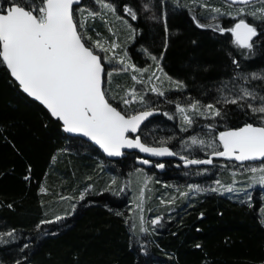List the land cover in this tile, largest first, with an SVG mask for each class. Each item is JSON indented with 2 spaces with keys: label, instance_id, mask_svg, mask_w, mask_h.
I'll use <instances>...</instances> for the list:
<instances>
[{
  "label": "trees",
  "instance_id": "1",
  "mask_svg": "<svg viewBox=\"0 0 264 264\" xmlns=\"http://www.w3.org/2000/svg\"><path fill=\"white\" fill-rule=\"evenodd\" d=\"M106 2L116 7V17L136 28L135 39L126 46L132 63L145 68L153 62L144 49L162 55L164 71L186 85L180 90L166 91V97L147 94L162 114L142 127L141 140L151 146H159L161 140H166V146L179 156L206 158L207 154L198 148L187 151L182 141L207 132L203 127L207 121L196 117L192 128L181 131L175 103L186 104L190 99L211 103L220 95L218 87L232 77L235 67L227 53L239 52L231 43L230 33L197 27L193 15L204 23L202 17L209 10L200 11V6H193L191 0H183L181 6L175 5L176 0ZM203 2L227 8L223 0ZM125 4L137 11V20L123 11ZM145 4L148 10L143 7ZM81 7L98 13L88 22L89 34L94 39L111 41L110 24L99 15L100 5L95 0H82ZM153 15L157 18L152 19ZM248 19L257 25L261 23ZM231 22L225 17L219 20L225 27L231 26ZM237 59L246 74L260 73L264 71V46L257 41L251 58L237 55ZM112 77L110 94L123 95L129 74L113 73ZM247 86L264 94V81L251 80ZM245 121L259 123L250 109L229 104L218 129L239 126ZM141 160L137 154H130L120 161H108L91 144L66 135L42 106L20 90L6 67L0 65V233L15 229L17 239L16 243H0V264H15L17 260L21 264H264L263 205L255 193L251 202L244 203L217 193L204 194L186 203V199H180L172 214H168V209L163 214L161 210L151 211L150 218L161 216L162 220L159 225L150 224L149 234L138 240L130 226L133 207L127 198L121 200L112 193H119L120 181L141 168ZM164 164L163 174L154 172L155 196L163 185L167 190L168 184L181 190L184 184L203 183L216 176L229 182L228 173L250 165L214 162L207 168L184 169L180 163ZM29 165L30 178L25 179L29 176ZM172 165L179 167L167 169ZM203 169H208L209 174ZM81 193L83 200L79 199ZM61 197L65 198L62 202ZM65 212L69 214L62 221L37 228L40 220ZM25 244L27 248L23 247ZM198 244L200 247H196Z\"/></svg>",
  "mask_w": 264,
  "mask_h": 264
},
{
  "label": "snow or ice",
  "instance_id": "2",
  "mask_svg": "<svg viewBox=\"0 0 264 264\" xmlns=\"http://www.w3.org/2000/svg\"><path fill=\"white\" fill-rule=\"evenodd\" d=\"M95 2L104 10L101 13L102 18L108 12L115 14L117 11L106 0ZM176 3L181 6L180 0H176ZM193 3L208 9L210 18L216 21L214 24H204L193 15L196 26L211 27L221 34L230 33L231 43L239 52L227 53L235 67L232 77L218 87L220 95L213 102L203 103L199 99H190L186 104L175 103L176 112L180 115L181 131L186 132L192 128L196 117L207 121L203 127L208 130L203 135L193 134L182 141L184 147H197L205 151L207 158H189L188 155H181L180 158L185 165H212L213 157L240 162L241 165L247 161L259 160L261 166L248 168L251 174L248 187L264 186V94L247 86L251 80L264 81V71L246 74L241 61L237 59V55L251 58L255 54L257 41L264 46V0H259V4L256 0H226L227 8L205 3L203 0H193ZM79 5L80 0H39L38 3L37 0H0V65L6 66V70L23 93L39 102L64 133L87 137L108 156H122L124 149H138L155 157L177 155L178 153L166 146V140H161L159 146H151L143 142L140 136L133 137L131 134L137 133L141 125L159 111L147 97L149 92L157 97H166L165 81L168 86L174 85L178 90L186 88V85L181 80H174L164 71L160 63L162 55H153L146 49L144 51L155 64V71L145 78L144 73L148 70L132 63L128 51L122 49L120 43L94 39L89 34L88 20H94L97 13L80 8ZM143 7L148 10L147 4ZM233 7L234 11L229 10ZM123 11L132 20L138 19V13L132 6L123 5ZM222 17H231V26H221L218 21ZM248 17L261 23H252ZM151 18L157 17L153 15ZM125 23L129 29L128 39L134 40L136 28L127 21ZM164 23L167 31L166 15ZM109 31L116 34L111 28ZM96 35L99 36V33ZM164 48L167 49L166 43ZM105 61L111 65L110 68ZM121 72H131L132 81L143 87L137 89L133 85L123 95L110 94L113 73ZM117 99L119 103L114 104L113 101ZM168 102L173 103L172 100ZM133 104H139L140 107L134 108ZM229 104L237 105L240 109H250L251 115L259 123L245 121L242 125L219 130L218 124L224 120L225 108ZM163 114L169 116L168 112ZM142 163L150 164L151 161L143 159ZM156 167L163 168L164 164L158 163ZM203 171L207 172L208 169ZM30 173L29 165V176L25 179L30 178ZM112 183H116L115 179ZM215 184L217 186L211 188L188 185V191L180 195L186 197L193 191H239L234 187L235 181L232 185H222L216 180ZM143 195L141 191V198ZM244 195L251 202L252 197L247 190H244ZM79 199H84L83 193ZM162 202L173 203L174 200ZM137 208L138 224L133 223L132 227H138L139 232L147 233L149 228L145 226L147 221L143 215L142 200ZM72 209L75 210L74 205ZM68 214L65 212L63 215L56 214L52 219L40 220L37 228L60 222ZM161 220V216H156L150 223L159 225ZM14 232L15 229L0 233V243L10 242L4 240L5 235L15 239ZM23 247L27 248L28 244ZM15 264L21 262L17 260Z\"/></svg>",
  "mask_w": 264,
  "mask_h": 264
},
{
  "label": "rangeland",
  "instance_id": "3",
  "mask_svg": "<svg viewBox=\"0 0 264 264\" xmlns=\"http://www.w3.org/2000/svg\"><path fill=\"white\" fill-rule=\"evenodd\" d=\"M182 1L183 0H180V5H181V3H183ZM191 3L193 4V6L197 5V4L193 3V0H191ZM175 5H177L176 2H175ZM80 8H82V7H80ZM99 9L101 11V12L99 11L100 12L99 15H101V13H103L104 10L101 9V7ZM206 10L207 9L200 7V11L203 12ZM229 10L234 11L235 8H232ZM204 14H205L204 17H202L205 20L204 23H206V24L212 23L213 20L210 18L209 13L207 12ZM103 17L105 19V22L109 23L110 28L113 29L116 33L115 35H113V32L112 31L110 32V35L113 38L111 41H115V42L120 43L122 46V49H126V46L130 42H132V40L128 39L129 29L127 28V24L124 21L117 19L116 15L111 13V12L106 13ZM225 18L232 20L231 17H225ZM249 18H251L253 20L252 17H249ZM221 19H223V17ZM89 21L92 22L93 19L89 18L88 22ZM253 21L254 22H260L259 20H253ZM118 51H120V50H118ZM101 55H103V53H101ZM104 63H107V61H105ZM160 63H161V61H160ZM143 69L148 70L144 73V77L146 78L148 75L151 74L152 71H155L154 62H152L151 64H149L148 66H146ZM115 74L117 76H126V73H123V72L118 73V74L115 73ZM127 74H129V79L126 82V89L132 87L133 85H135V87L137 89H140L143 87L142 85L132 81V79H131L132 73L131 72H127ZM113 80H114V78L112 77V82H113ZM112 82H111V86H112ZM165 86L167 89L166 91L176 89L174 85L168 86L166 81H165ZM151 94H153V93H151ZM132 107L139 108L140 105L139 104H133ZM176 115H177V118L179 119V121L181 123L179 113L176 112ZM195 148H197V147H186L187 151H192V149L194 150ZM197 150L201 151L203 153L205 152V151L200 150L199 148ZM140 164H141V168L134 170L133 172H130L126 178H123V180L120 181V183L118 184L119 193L118 192L112 193L113 195L117 196L118 198H121V200L127 198V200H129V202H130V204H129V202H128V204L131 207H133V208H131L132 212H131V225L130 226H131L132 233L137 237L138 240H142V238L145 236V234H147V233L149 234V232H147V233L139 232L138 227L135 229L132 227L133 223L138 224L139 209L137 208V204L140 203L141 200L143 202V208H144L143 215H144L145 220L147 221L145 226L148 228H150L151 219L155 218V217L150 218L151 211H155L154 213H156V212H159L161 210V213L163 214L165 212V210L168 209V214H172L176 211L174 206H175L176 202L180 201V199H186V200H184V203H186V202H189L190 200L201 197V195H204V194L208 195V194H214V193L216 194L217 193L220 195L229 196V197L233 198L234 200H238V201L244 203V202H249L244 195V190H247V192L249 193V195H251V197H252L253 193L256 194V197L262 202L263 206H261V207H263L262 210H264V186L254 185L251 188L248 187V179L251 175L250 172L248 171V168L261 166V163L250 164L249 166H242V168H240L237 172L228 173L227 175H230V177H231V180L229 182H224V181H222V179L219 180V177L216 176V178H213V180H208V181H205L203 183L202 182L201 183L195 182V183L190 184V185H199L201 188H211V187L217 186L215 184L216 180H219L222 185H232L233 181H235L234 187L236 189H239V191H234L232 193H228V192H222L221 193V192H211V191L194 192L193 191V192H190L189 195L186 197L180 195L181 193L188 191V185H186V184L183 185V188L181 190L179 187L175 186L174 184H168V185H170L169 188L167 189L168 191L164 190L166 188L164 187L165 185H163V187L160 188V190H159L160 192L158 193V195L155 196L156 192L154 190V187H155V182H154L155 181L154 180V174L155 173L154 172H159L156 169V164H151V163L150 164H143L141 162H140ZM174 167L178 168L179 166L172 165L171 167H167V169H171ZM165 169H166V167H165ZM160 173L163 174L164 172H160ZM206 173L209 174V171H207ZM218 174H220V173H218ZM145 178H147V180H145ZM108 185H110V184H108ZM101 190L103 191L104 189H101ZM141 191H143V193H144L143 198H141V196H140ZM170 200H174V202L173 203L162 202V201H170ZM60 201L62 202V199H60ZM55 210H57V208ZM51 212H53V211H51ZM61 214L62 213H60V215ZM5 238H7L8 241L14 242V243H16V241H17V239H9L8 236H6Z\"/></svg>",
  "mask_w": 264,
  "mask_h": 264
},
{
  "label": "water",
  "instance_id": "4",
  "mask_svg": "<svg viewBox=\"0 0 264 264\" xmlns=\"http://www.w3.org/2000/svg\"><path fill=\"white\" fill-rule=\"evenodd\" d=\"M225 3H226V0H223ZM258 0H256L257 2ZM227 4V3H226ZM82 5V0H80V5L79 7H81ZM6 67V66H5ZM10 73V72H9ZM13 79V78H12ZM14 80V79H13ZM17 83V82H16ZM18 85V83H17ZM21 90V89H20ZM22 91V90H21ZM23 92V91H22ZM26 96L27 94L24 93ZM31 100L34 101L33 98L29 97ZM36 103L39 104V102L37 101H34ZM41 106V105H40ZM43 107V106H42ZM161 115V112L160 111H157L156 113L153 114L152 117H149L148 120H146L142 125H141V128L140 130H138L137 133H132L131 135L133 137L135 136H140V131L142 129V127L149 121L151 120L152 118L154 117H158ZM66 135H68L69 137H73V138H79L89 144H91L93 147H95L104 157L106 160L108 161H112V162H116V161H120L124 158H126L128 155L130 154H137L142 160L143 159H148L150 160L151 162H159V163H162L164 164V162H171V163H180L181 164V167L184 168V169H200V168H207V167H210L211 165H185L184 161L180 158L181 156L179 155H172V156H163V157H155V156H151L150 154H147V153H142L140 152L138 149H124L123 152L124 154L122 156H108L106 153L103 152L102 149L99 148L98 145H96L94 142L90 141L87 137H82V136H78V135H74V134H68V133H65ZM206 159V158H205ZM213 161H226V162H231V163H234V164H237V165H240L241 166V163L240 162H235V161H230V160H227L225 158H222V157H213ZM258 163H261V161L257 160V161H247V162H244L243 165L245 164H258ZM165 169V165L163 168H159L157 167V170L160 171V172H163Z\"/></svg>",
  "mask_w": 264,
  "mask_h": 264
},
{
  "label": "flooded vegetation",
  "instance_id": "5",
  "mask_svg": "<svg viewBox=\"0 0 264 264\" xmlns=\"http://www.w3.org/2000/svg\"><path fill=\"white\" fill-rule=\"evenodd\" d=\"M214 162H217V163H219V164H224V165H225V164H230V162H226V161H225V162H224V161H213V164H214ZM154 164H156V163H154ZM213 164H212V165H213ZM212 165H211V166H212ZM164 172H165V170H164Z\"/></svg>",
  "mask_w": 264,
  "mask_h": 264
},
{
  "label": "bare ground",
  "instance_id": "6",
  "mask_svg": "<svg viewBox=\"0 0 264 264\" xmlns=\"http://www.w3.org/2000/svg\"><path fill=\"white\" fill-rule=\"evenodd\" d=\"M161 112V111H160ZM161 114H162V112H161Z\"/></svg>",
  "mask_w": 264,
  "mask_h": 264
}]
</instances>
